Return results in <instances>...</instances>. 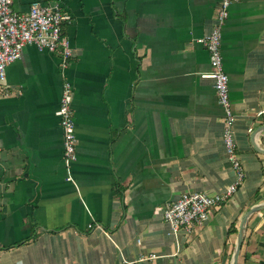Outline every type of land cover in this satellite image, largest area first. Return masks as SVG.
<instances>
[{
    "label": "crops",
    "instance_id": "crops-1",
    "mask_svg": "<svg viewBox=\"0 0 264 264\" xmlns=\"http://www.w3.org/2000/svg\"><path fill=\"white\" fill-rule=\"evenodd\" d=\"M46 1L71 15L62 28L74 56L63 64L27 44L6 68L0 264H230L242 216L264 205V0L233 2L222 27L243 180L203 224L174 234L169 202L235 181L197 42L220 0ZM65 79L77 140L68 166L55 114ZM237 264H264V208L246 219Z\"/></svg>",
    "mask_w": 264,
    "mask_h": 264
},
{
    "label": "built area",
    "instance_id": "built-area-1",
    "mask_svg": "<svg viewBox=\"0 0 264 264\" xmlns=\"http://www.w3.org/2000/svg\"><path fill=\"white\" fill-rule=\"evenodd\" d=\"M236 1L239 0H220L214 25L197 39L208 52L210 71L205 76L212 79L213 89L223 112V146L227 162L235 171V181L214 195L186 191L169 202L162 215L173 234L181 230L191 233L195 226L203 224L211 211L218 209L236 191L244 177L234 140V113L229 97L228 75L224 70L221 54L222 27L228 17L229 6ZM12 3L13 0H0V94L4 91L7 66L20 57L25 45L32 44L39 51L58 54L63 64L74 56L68 40L62 34V25L71 20V15L62 11L58 3L32 0L26 13L15 11ZM72 99L73 85L70 80L65 79L55 114L62 129V158L67 166L75 158L77 142ZM67 179H70L69 176ZM154 257V254H149L140 259Z\"/></svg>",
    "mask_w": 264,
    "mask_h": 264
},
{
    "label": "water",
    "instance_id": "water-1",
    "mask_svg": "<svg viewBox=\"0 0 264 264\" xmlns=\"http://www.w3.org/2000/svg\"><path fill=\"white\" fill-rule=\"evenodd\" d=\"M259 131L264 130V126L260 127L259 129H257ZM260 152L264 153L263 149H258ZM264 208V205H257L255 207L250 208L249 210H247L244 215L241 218L239 227H238V233H237V238H236V242H235V246H234V250L231 256V261L230 264H237L238 262V255H239V251L241 248V243H242V239H243V233H244V227H245V222L247 217L253 213L256 212L260 209Z\"/></svg>",
    "mask_w": 264,
    "mask_h": 264
},
{
    "label": "trees",
    "instance_id": "trees-1",
    "mask_svg": "<svg viewBox=\"0 0 264 264\" xmlns=\"http://www.w3.org/2000/svg\"><path fill=\"white\" fill-rule=\"evenodd\" d=\"M62 27H63V25H62ZM62 34L64 35V30H63V28H62Z\"/></svg>",
    "mask_w": 264,
    "mask_h": 264
}]
</instances>
